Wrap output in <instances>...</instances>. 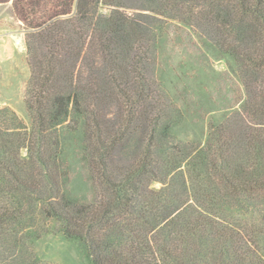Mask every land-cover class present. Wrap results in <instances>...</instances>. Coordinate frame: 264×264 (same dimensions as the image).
Listing matches in <instances>:
<instances>
[{
	"label": "trees",
	"instance_id": "obj_1",
	"mask_svg": "<svg viewBox=\"0 0 264 264\" xmlns=\"http://www.w3.org/2000/svg\"><path fill=\"white\" fill-rule=\"evenodd\" d=\"M56 1L27 35L31 127L0 110V237L54 221L89 264H264V0ZM167 20L232 58L245 89L205 142L174 136L152 75ZM62 128L82 134L91 201L61 183Z\"/></svg>",
	"mask_w": 264,
	"mask_h": 264
},
{
	"label": "rangeland",
	"instance_id": "obj_2",
	"mask_svg": "<svg viewBox=\"0 0 264 264\" xmlns=\"http://www.w3.org/2000/svg\"><path fill=\"white\" fill-rule=\"evenodd\" d=\"M57 5L56 0L0 2V110L15 112L29 128L27 35L33 21L39 25L63 9ZM151 70L164 88V102L176 110L173 134L178 140L205 142L210 123L235 112L246 97L232 58L221 53L200 30L178 20L162 23ZM61 138L63 188L72 197L91 201L97 189L82 155V134L62 128ZM24 231L17 238L14 234L0 237V264H89L85 246L66 238L54 221L40 220L30 235Z\"/></svg>",
	"mask_w": 264,
	"mask_h": 264
}]
</instances>
